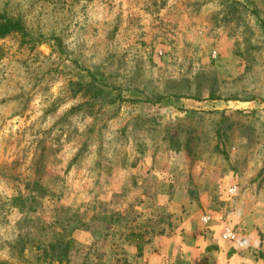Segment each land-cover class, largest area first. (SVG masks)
<instances>
[{
    "label": "rangeland",
    "instance_id": "rangeland-1",
    "mask_svg": "<svg viewBox=\"0 0 264 264\" xmlns=\"http://www.w3.org/2000/svg\"><path fill=\"white\" fill-rule=\"evenodd\" d=\"M0 14L27 32L0 38V264H212L194 237L263 233L264 0Z\"/></svg>",
    "mask_w": 264,
    "mask_h": 264
},
{
    "label": "crops",
    "instance_id": "crops-1",
    "mask_svg": "<svg viewBox=\"0 0 264 264\" xmlns=\"http://www.w3.org/2000/svg\"><path fill=\"white\" fill-rule=\"evenodd\" d=\"M183 228H188V231L192 229L190 225L186 224L183 225ZM223 232L224 228L219 235L207 231L206 237H194L193 245L196 259L207 255L211 258L212 264H264V259L261 257L264 254V230L261 235L259 233L251 235L249 245L233 244L223 238ZM176 239L171 241L174 242ZM173 242H169L171 244H168L167 247H172ZM256 253L259 254V257L255 255ZM190 257L191 255H189Z\"/></svg>",
    "mask_w": 264,
    "mask_h": 264
},
{
    "label": "trees",
    "instance_id": "trees-1",
    "mask_svg": "<svg viewBox=\"0 0 264 264\" xmlns=\"http://www.w3.org/2000/svg\"><path fill=\"white\" fill-rule=\"evenodd\" d=\"M14 32H18V33H23L24 35L27 34L26 30H25V26L22 23L21 20L18 19H13V18H9V17H5L2 14H0V38H4L8 35H10L11 33ZM90 84H93V82H90ZM161 99V98H160ZM71 227V231L77 229L78 225L77 224H73ZM60 240L62 242V248L60 247V250H62V252L66 255L67 251L70 248V245H72V240L68 239L66 240V236L64 234H60L59 235ZM55 248V246H54ZM141 249V247H140ZM262 259H264V254H262ZM62 261V260H60Z\"/></svg>",
    "mask_w": 264,
    "mask_h": 264
},
{
    "label": "built area",
    "instance_id": "built-area-1",
    "mask_svg": "<svg viewBox=\"0 0 264 264\" xmlns=\"http://www.w3.org/2000/svg\"><path fill=\"white\" fill-rule=\"evenodd\" d=\"M237 191V187H234L233 189L230 190L231 194L236 193ZM212 220V216L211 215H207L204 217V221L205 223H209ZM223 238L229 241H236L238 238V234L237 232L234 230V228L230 227V226H226L224 228V232H223Z\"/></svg>",
    "mask_w": 264,
    "mask_h": 264
}]
</instances>
